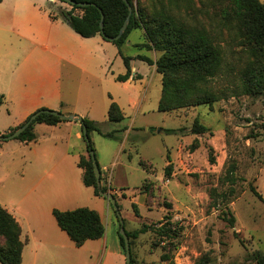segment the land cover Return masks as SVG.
<instances>
[{"label":"rangeland","instance_id":"obj_1","mask_svg":"<svg viewBox=\"0 0 264 264\" xmlns=\"http://www.w3.org/2000/svg\"><path fill=\"white\" fill-rule=\"evenodd\" d=\"M57 1L56 7L61 3V7L71 8L66 2ZM233 8L231 0H178L171 5L167 0H132V9L137 16L141 12L145 17L144 11H148L164 21L163 13L187 27L205 31L213 41L220 43L229 59L233 48L242 47L236 38V31H240L237 29H242L243 25ZM2 12L5 22L7 12ZM225 17L231 18V28L225 26ZM128 40L131 44L127 45L126 42L124 49L130 56L139 53L151 55V51L137 46L146 40L145 29L144 34L141 28L133 29ZM156 51L159 55L157 59L165 54L164 50ZM233 64V70L227 68L207 79L204 85L206 92L221 93L238 82L241 64ZM141 65L146 73L144 84L148 88L147 97L143 110L133 124L137 131H133L125 142V150H119L120 140L117 136L91 132V139L101 166H111L112 162H116L111 171L110 184L122 192L115 194L112 190L108 191L120 204L126 229L135 230L145 224L157 227L165 223L180 230L177 248L167 241L155 244L160 239L152 228L141 232L138 239L142 257L153 264H191L201 254L210 251L212 264H243L253 261L255 251L264 255V94L228 95L212 103L161 111L158 104L162 92V73L152 70L145 61ZM2 68L4 77L9 78L10 68ZM76 72L80 75V72ZM185 76L188 77L187 73L182 71L180 79ZM73 82L75 86L78 81L73 79ZM95 98L98 105L97 94ZM98 112L104 113L101 105ZM4 116H7L6 110L1 108L0 123ZM196 119L208 126L209 130L201 134L192 132ZM126 122L131 124V119L128 117ZM166 129H175L176 132L170 133ZM35 132V142L25 143L18 138L0 140V204L9 208L17 206L18 210L14 212L23 222V211L31 221L40 219L47 230L37 232L36 236L41 233L51 236V223L69 239L48 207L56 201L53 195H62V190L66 188V198L57 202L64 207L57 208L87 206L96 209L102 215L107 233L117 235L116 212L107 206L104 196L96 195L93 188L84 185L83 170L77 166L75 158L60 164L49 159L52 158V150L53 158L60 157L67 149V143L59 141L56 146L50 138L52 131L47 124L36 123ZM211 155L215 158L214 162L210 160ZM168 158L171 160L168 161ZM140 160L145 161V168L139 165ZM170 162L171 175L168 177L166 169ZM101 184L109 186L107 175L102 178ZM35 185H39L37 189L28 193V189ZM251 186L262 194L263 199L253 193ZM212 188L217 190L215 201L210 195ZM33 209L39 210V218L29 215ZM227 209L236 218L234 225L224 218ZM165 215H169V220L164 218ZM148 242L154 246V254H150ZM50 246L48 250L37 248L32 240L26 248L25 264L36 250L41 259L44 257L47 260L45 264L74 262L77 254ZM164 249L171 260H161ZM85 254L84 250L78 251L77 260ZM80 264L89 262L83 260Z\"/></svg>","mask_w":264,"mask_h":264},{"label":"crops","instance_id":"obj_2","mask_svg":"<svg viewBox=\"0 0 264 264\" xmlns=\"http://www.w3.org/2000/svg\"><path fill=\"white\" fill-rule=\"evenodd\" d=\"M57 3V0H0V91L5 94V101L0 105V110L5 108L7 114L4 116L3 122L0 123V131H2L0 133L8 132L12 127L18 126L40 107L59 111L66 109L63 111L64 113L78 114L98 121L103 133L113 130L120 140L119 150L124 151L125 142L129 140L133 131H137L133 124L138 114L143 110L147 97L148 88L144 84L146 73L144 74L141 65L144 60L138 58V55L145 54L131 55V76L125 81L118 80L116 76L127 71L118 46L113 41L103 38L101 34L90 37L80 35L59 15L62 4L60 3V7H56ZM2 10L7 12L5 22H3L4 13ZM141 29L144 34V29ZM126 42L127 45L131 44L128 37ZM124 45L122 46L124 54L130 56L126 53ZM147 50L151 51V55L148 56L156 60L159 56L157 51L155 49ZM148 65L152 70L158 72L155 64ZM3 66L6 69L10 68L9 78H5L2 74ZM76 71L80 72V75ZM73 79L78 81L75 86H73ZM96 94L99 100L98 105ZM113 101L118 103L125 115L121 121L116 122L109 119V108ZM99 105L102 107V112L104 111L102 114H98ZM128 117L131 119V124L126 122ZM36 123L47 124L52 131L50 138L54 140L56 146L59 141L67 143V149L60 154V157L53 158L54 150H52V158L49 159L60 164L62 161L75 158V163L80 167L78 165L80 156H88L81 122L63 120L55 124ZM104 127H108V129L106 130ZM92 132L103 135L98 131ZM36 140L37 133L34 140L21 142L30 143ZM110 165H100L102 178L107 175L113 193L121 194L122 191L119 192V189L113 188L110 184L111 171L116 162L114 161ZM80 168L83 170L82 182L84 183V169ZM38 186L30 187L28 193L34 192ZM87 187L93 188L92 186ZM66 194L67 189L65 188L62 190V195H53L56 201L48 205L52 214L54 208L64 207L57 202L65 199ZM105 200L107 206L114 210L112 203L107 198ZM36 206L41 208L38 204ZM6 208L15 215L22 226L21 239L24 246L21 264H25L26 248L29 247L32 240L36 242L37 248L42 247L44 250L50 249V245L70 251L72 255H78V251L84 250L85 256L77 260L76 255L72 264L75 261V264H80L83 260L88 261L89 264H126L125 251L118 235L119 221L117 220V235L113 232L108 234L106 224L98 210L105 227L104 234L99 238L87 239L83 244L77 245L67 233L69 239L57 231L55 225L53 227L51 223L49 226V230L53 232L51 236L45 233L36 236L37 232L47 230V226L40 222V219L31 221L23 211L22 215L25 217L23 222L14 212L18 210L17 206ZM33 210L31 213L29 212V215L35 219L39 218V210ZM24 224L27 226L26 232ZM24 234L25 238H23ZM56 237L57 240H55ZM138 238L139 236L130 244L135 257L134 263L153 264L151 260L146 261L142 257ZM148 247L151 249L150 254H154V246H151L150 242H148ZM39 255L37 250L33 252L31 260L26 261V264H45L44 261L47 260L44 257L41 259Z\"/></svg>","mask_w":264,"mask_h":264},{"label":"trees","instance_id":"obj_3","mask_svg":"<svg viewBox=\"0 0 264 264\" xmlns=\"http://www.w3.org/2000/svg\"><path fill=\"white\" fill-rule=\"evenodd\" d=\"M60 1L68 3L71 8L66 9L61 7L59 15L76 32L85 37L101 34L103 38L107 39V36L117 35L129 13V6L125 0H73L74 3H70L67 0ZM79 2H86L87 4L80 5ZM129 2L132 5V0H129ZM167 2L171 5L176 4L178 0H167ZM231 2L234 7L233 11L235 16L243 25L242 29H237L240 31H236L238 32L236 38L239 40L242 47L240 49L233 48L230 51L232 54L231 59L225 56L226 52L221 49L219 45L220 43L217 44L213 41L205 31L194 29L193 27H187L172 16H165L163 13H161V16L165 18L164 21H161L157 15H152L148 11H144L145 17H143L141 12L139 13V16H137L135 10L132 9L131 18L126 30L120 38L113 41L118 46L120 54L127 67L126 73L119 74L116 78L125 81L131 76L132 68L130 60L132 57L124 54L122 46L133 29L144 28L146 41L137 45L146 47L147 49L165 51V54L156 60L148 55H138V58L144 60L148 64H155L156 70L162 73V92L158 104L159 110L170 111L191 104L212 103L221 98H226L228 95L264 94V2L261 0H231ZM77 10H79V12H77ZM102 13H104L103 28H101L100 25ZM224 20L225 26L231 28V18L225 17ZM233 39L235 38H232L231 40ZM235 62L241 64V67L238 70V82L229 85L221 93L211 90L206 92L204 85L206 84L207 79L216 76L227 68L233 70L234 64L232 65V63ZM182 71H185L188 77L185 76L186 78L180 79V73ZM4 101L5 94L0 91V105L4 103ZM49 109L50 108L47 107H40L34 112ZM29 116L24 121H26ZM124 117L125 115L118 103L115 101L111 102L109 119L117 122L124 119ZM24 121L21 124H23ZM60 121L63 120L53 113L46 111L41 112L28 125V127L18 135L17 138L25 142L34 140L36 138V133L34 131V124L36 122L55 124ZM21 124L12 127L10 131L2 134L11 133ZM83 124L88 131V139H86L83 134L87 145L88 156L81 155L78 165L84 169V184L92 186L96 195L103 196L102 192L111 190V187L97 181L93 160L90 156V150H94L95 152L94 144L91 139V132H103L100 129L98 121L92 120L86 116L83 117ZM150 129L152 130L153 127H150ZM207 130H209V127L199 122L198 119L194 121L192 132L201 134L205 133ZM166 131L170 133L176 132L175 129H166ZM103 134L117 138L114 131L105 132ZM214 159V156L211 155L210 160L214 162ZM169 160L171 159L168 158V161ZM144 163V160H140L139 162L143 168L146 167V164ZM171 167L172 162L168 164L166 169L168 177L171 175ZM215 190V188H212L210 191V195L214 198V201L217 196V190ZM251 190L257 197L263 199L262 194L257 191L254 186H251ZM118 206L120 209L119 203ZM168 206H171V203H168ZM134 207L136 208V205H134ZM114 211L116 212L115 209ZM53 215L56 218L59 227L64 230L77 245L83 244L87 239L99 238L104 234L105 227L101 216L96 209L87 206H80L67 210L54 208ZM164 218L169 220V215H165ZM224 218L231 225H234L236 221V218L230 209L225 211ZM169 224L172 223L169 222ZM150 228H152L160 239L156 241L155 244H159V241H161V243L167 241L169 244L177 248V240L180 235V230L171 225L168 226L165 223L157 227H151L150 225L145 224L141 228L135 230L126 229L130 244L133 243L141 232H145ZM21 234L22 226L20 222L12 212L0 204L1 263L21 264L22 250L24 246ZM118 235L125 251L124 238L119 231ZM166 237L168 239H165ZM131 252L132 264H135V257L132 248ZM161 260H171V256L166 249H164L161 254ZM252 260L253 261L249 263L243 264H264V255L260 251H255ZM212 263L213 259L211 252L207 251L201 254L193 264Z\"/></svg>","mask_w":264,"mask_h":264},{"label":"water","instance_id":"obj_4","mask_svg":"<svg viewBox=\"0 0 264 264\" xmlns=\"http://www.w3.org/2000/svg\"><path fill=\"white\" fill-rule=\"evenodd\" d=\"M70 3H74L73 0H67ZM126 3L129 6V13L123 23V25L121 26L119 32L117 35L115 36H107V39L110 41H114L118 38H120L122 36V34L124 33V31L126 30L128 23L130 21L131 18V14H132V5L130 4L129 0H125ZM80 5H86V2H79ZM101 28H103L104 26V13H102L101 16V22H100ZM50 112L53 113L57 116H59L62 120H76V121H80L83 125V134L85 136L86 139H88V131L86 126L83 124V117L81 115L78 114H67L64 113L62 111L56 110V109H49V110H38L34 113H32L29 118L24 121L23 124H21L19 127H17L14 131H12L9 134H1L0 133V140H8V139H12V138H17L18 135L24 131L28 125L36 118L37 115H39L41 112ZM90 156L93 160V164H94V171H95V175H96V179L97 181L100 183L101 182V172H100V168L97 162V158H96V154L94 152V150H90ZM102 195L104 197H106L107 199H109V201L112 203L114 209L116 210V213L119 217V223H120V229H119V233L121 234V236L124 238V245H125V257H126V264H132V252H131V245H130V240H129V236L126 232V228H125V224H124V219L121 215L118 203H117V199L114 196L113 193L106 191V192H102Z\"/></svg>","mask_w":264,"mask_h":264}]
</instances>
